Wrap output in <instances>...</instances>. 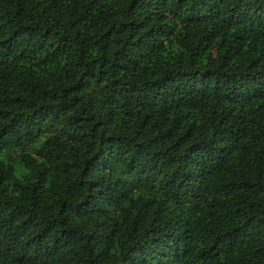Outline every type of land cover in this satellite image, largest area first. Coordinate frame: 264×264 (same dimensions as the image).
I'll return each instance as SVG.
<instances>
[{
    "label": "trees",
    "instance_id": "16d2710c",
    "mask_svg": "<svg viewBox=\"0 0 264 264\" xmlns=\"http://www.w3.org/2000/svg\"><path fill=\"white\" fill-rule=\"evenodd\" d=\"M0 264H264V0H0Z\"/></svg>",
    "mask_w": 264,
    "mask_h": 264
}]
</instances>
